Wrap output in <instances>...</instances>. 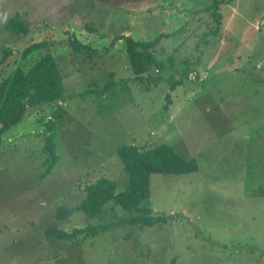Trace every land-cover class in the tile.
I'll return each mask as SVG.
<instances>
[{
	"label": "rangeland",
	"instance_id": "rangeland-1",
	"mask_svg": "<svg viewBox=\"0 0 264 264\" xmlns=\"http://www.w3.org/2000/svg\"><path fill=\"white\" fill-rule=\"evenodd\" d=\"M216 1L0 0V58L13 51L0 83L51 54L65 90L60 102L28 108L3 135L0 264H264V0H232V22L218 5L220 25L211 15ZM16 13L29 35L6 31ZM70 37L98 54H75ZM123 37L159 40V85L134 80ZM43 42L47 49L22 59ZM60 107L58 161L45 175L47 123ZM163 144L199 165L196 173L151 177L146 205L166 222L73 241L46 237L53 224L70 233L125 218L113 203L96 219L77 211L57 222L55 214L79 206L86 187L103 178L125 191L120 148Z\"/></svg>",
	"mask_w": 264,
	"mask_h": 264
},
{
	"label": "trees",
	"instance_id": "trees-1",
	"mask_svg": "<svg viewBox=\"0 0 264 264\" xmlns=\"http://www.w3.org/2000/svg\"><path fill=\"white\" fill-rule=\"evenodd\" d=\"M231 2L232 0L216 1L211 15L217 20L218 25L222 22V16L219 13L220 6ZM5 29L12 36H27L30 33V27L25 24L19 13L8 21ZM119 40L125 42L134 80L148 88L159 85L160 77L152 76L155 70L164 71L163 63L165 62L160 61L156 56L159 40L137 41L130 37H123ZM48 46V42L33 44L24 50L22 59L26 60L34 53L47 49ZM69 47L75 54H86L88 57L98 54V51L83 44L75 37H70ZM12 54L11 49L4 50L3 57L0 58V68L7 63ZM169 61L172 62V59ZM188 74L189 72L184 75V78ZM183 79L179 82L170 81L171 88L181 84ZM107 89L109 90L110 87L107 86ZM64 97L63 77L56 59L51 54L43 56L31 70L26 72L18 69L13 75L6 77L0 83V145L3 142V135L24 119L28 108L60 102ZM65 113L66 111L60 107L47 123V131L50 135L46 138L45 152L49 155V170L45 175L51 172L58 161L53 133L57 120ZM117 154L129 178L125 191L118 194L117 185L112 180L103 178L86 187V198L79 206L71 209L62 206L58 208L55 218L57 222L65 221L78 211L96 219L105 212L106 206L110 203L114 204L113 207H120L126 214L125 218L119 219L116 223L90 225L85 229H77L70 233L60 229L57 224H53L45 230L47 238L73 241L78 238L97 237L102 233L122 227L134 225L153 227L166 222V218L154 216L152 209L146 205L151 197V177L153 175L181 176L199 171V165L195 159L184 158L167 144L152 149L135 146L122 147Z\"/></svg>",
	"mask_w": 264,
	"mask_h": 264
},
{
	"label": "crops",
	"instance_id": "crops-1",
	"mask_svg": "<svg viewBox=\"0 0 264 264\" xmlns=\"http://www.w3.org/2000/svg\"><path fill=\"white\" fill-rule=\"evenodd\" d=\"M217 1H220V0H217ZM227 6V10L229 11V20H228V22H232V20L234 21V19H236V17H237V15H238V13H237V15H236V12H235V16H234V14H233V7H232V3H230V4H228V5H226ZM222 16V15H221ZM231 20V21H230ZM222 21H223V17H222ZM223 23V22H222ZM233 24V23H232ZM233 27L234 26H231V28L229 29H226L227 30V32H229L230 30H232L233 29ZM229 30V31H228ZM233 31V30H232ZM242 34H245L244 32L242 33ZM222 45H223V42H222ZM203 76H206V75H203Z\"/></svg>",
	"mask_w": 264,
	"mask_h": 264
},
{
	"label": "built area",
	"instance_id": "built-area-1",
	"mask_svg": "<svg viewBox=\"0 0 264 264\" xmlns=\"http://www.w3.org/2000/svg\"><path fill=\"white\" fill-rule=\"evenodd\" d=\"M192 78H196V79H198L199 81H204V80H207V76H199L197 73H194L193 75H192Z\"/></svg>",
	"mask_w": 264,
	"mask_h": 264
},
{
	"label": "clouds",
	"instance_id": "clouds-1",
	"mask_svg": "<svg viewBox=\"0 0 264 264\" xmlns=\"http://www.w3.org/2000/svg\"><path fill=\"white\" fill-rule=\"evenodd\" d=\"M193 73H197V72H193ZM193 73H191V74H193ZM197 74H198V73H197ZM198 75H199V74H198ZM199 76H200V75H199ZM201 76H203V75H201ZM201 76H200V77H201Z\"/></svg>",
	"mask_w": 264,
	"mask_h": 264
}]
</instances>
